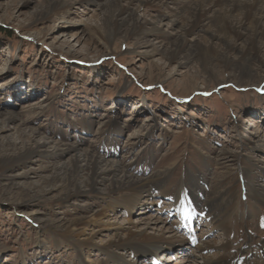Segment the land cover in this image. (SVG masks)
I'll use <instances>...</instances> for the list:
<instances>
[{
	"label": "rangeland",
	"instance_id": "374dc122",
	"mask_svg": "<svg viewBox=\"0 0 264 264\" xmlns=\"http://www.w3.org/2000/svg\"><path fill=\"white\" fill-rule=\"evenodd\" d=\"M107 1L0 0V110L15 112L51 142L119 160L139 178L162 179L130 212L90 194L61 200L67 190L49 186L48 176L54 164H69L70 151L53 161L0 162V264H115L108 241L118 225L126 226L120 234L136 226L155 239L175 235L164 240L168 250L151 257L124 251L120 257L135 264H203V254L225 258L247 247L251 254L236 264H264L257 253L264 242V52L249 63L231 53L238 65L248 64L241 71L220 58L206 65L184 54L169 60L184 21L170 23L171 7L192 0L137 9L147 28L149 14L163 16L160 35L112 39L105 36ZM220 8L187 35L192 50L221 48L211 37ZM13 136V128L0 130V156ZM103 209L89 227L75 225ZM183 215H193L192 243Z\"/></svg>",
	"mask_w": 264,
	"mask_h": 264
},
{
	"label": "bare ground",
	"instance_id": "6f19581e",
	"mask_svg": "<svg viewBox=\"0 0 264 264\" xmlns=\"http://www.w3.org/2000/svg\"><path fill=\"white\" fill-rule=\"evenodd\" d=\"M170 1L172 0H108L104 18L105 36L107 39H112L116 33H124L128 36H146L147 33L160 35L159 30L164 19L163 16L149 14V17H152V20H149L152 27L147 28L143 24L144 22L140 21L141 14H138L137 9L140 7H157L160 10L168 6ZM64 3L66 4V2H61L60 6H64ZM219 6L221 8L214 15L212 24L218 35L212 33L211 37L219 40L222 44L221 48L215 50L209 45L207 47L196 46L192 50L190 44L192 40H189L187 35L192 32L194 34L200 32L202 25L212 21L210 10H216V7ZM171 8L174 9V14H171L170 23L173 24L182 19L184 21L175 38L170 42V47L166 53L167 59H174L178 55L184 54L183 58L197 57L203 65H206L208 61L220 58L227 67L231 66L230 68H232L233 66V69L236 68L239 71L248 65L245 62L260 60L261 54L264 52V0H192L183 2L179 6L174 5ZM238 41L244 42L241 48L238 47ZM157 43H159L158 46L162 44L158 41ZM234 52L237 53L239 59L241 58L245 62L243 61L238 65L234 59L232 60L230 54ZM4 128H13L14 130L13 138L6 140V143L3 144V149L6 152L0 156V162L6 166L25 163L31 159L38 160L39 158L53 161L55 157L61 156L66 151L71 152L69 164H54L53 172L48 176L49 186L55 185L67 190L60 197L65 203L75 195L90 194L101 197L108 204L115 203L118 208L127 207L131 212L140 209L142 196L147 193L148 188L162 179L158 175L151 179L139 178L129 172L119 160L106 159L89 149H81L79 145L73 143L51 142L36 129L25 126L24 122L13 111L0 110V130ZM259 197L264 199V193L259 194ZM87 202L84 201L81 205L88 204ZM105 211L104 209L97 211L92 218L91 216L89 219L87 218L88 221L84 219L76 222L75 225H81V222H84V227L87 228L91 224L90 221L97 222L105 214ZM209 212L212 218L217 216V210L211 209ZM139 213L141 212L139 211ZM184 216V224L189 223L191 219L185 220ZM142 220L145 221V224L152 223L153 226L164 225L161 220L156 218L139 219L140 222ZM100 223L101 225L105 224L104 221ZM134 227L136 230H129L126 234H120V229L125 230L126 226L118 225L115 227L113 237L108 241L110 248L116 253L113 258L115 264H135V261H125L120 257L128 249H134V251L139 249V257H146L147 255L151 257L150 254L155 255L157 250H168L169 247H166L165 243L167 242L164 240L175 237L172 235L164 238L163 235L160 239H155L146 234L144 230H138L136 226ZM161 232L164 233L163 229ZM188 232L187 228L186 234ZM70 233L74 232L70 231ZM84 241L86 240L82 237L75 244ZM174 241L177 242L175 239ZM185 241H189L188 238L184 239V243ZM172 244L173 242L170 241L169 246ZM208 247L200 245L201 251L202 248L203 251H206ZM222 249L224 246H221L220 250ZM242 253H244V257H246L245 254H251L250 248L247 247L244 251L238 249L225 258L212 256L211 258L203 254V264H236L243 258ZM257 253L259 262L263 263L264 242L257 245ZM188 260L191 263L194 262L192 257H189Z\"/></svg>",
	"mask_w": 264,
	"mask_h": 264
}]
</instances>
